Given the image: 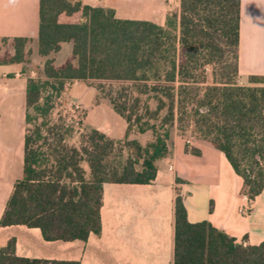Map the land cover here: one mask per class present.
Here are the masks:
<instances>
[{
	"label": "trees",
	"instance_id": "trees-1",
	"mask_svg": "<svg viewBox=\"0 0 264 264\" xmlns=\"http://www.w3.org/2000/svg\"><path fill=\"white\" fill-rule=\"evenodd\" d=\"M238 22L239 0H179L163 25L121 19L112 8L80 0H39L34 44L45 58L39 71L44 80H26L24 122L33 125L23 135L22 175L13 183L0 227L37 228L44 241L98 235L102 184L152 182L174 125L179 132L192 129L222 152L252 201L264 186V76L238 83ZM2 42L11 50L0 62L11 64L23 63L32 43ZM63 44L70 45V56L55 65L50 56ZM70 81L117 85L105 97L126 123L124 159H110L114 141L96 129L87 130L79 148L68 147L58 132L62 126L46 120L51 106L47 98L40 102L42 92L50 87L59 93ZM148 100L155 102L153 110ZM132 130L150 131L153 139L141 145L128 138ZM173 217V264H264V242L242 247L207 221L190 223L179 193ZM0 264L78 262L18 257L10 238L0 247Z\"/></svg>",
	"mask_w": 264,
	"mask_h": 264
},
{
	"label": "crops",
	"instance_id": "crops-1",
	"mask_svg": "<svg viewBox=\"0 0 264 264\" xmlns=\"http://www.w3.org/2000/svg\"><path fill=\"white\" fill-rule=\"evenodd\" d=\"M80 1L89 6L112 8L121 19L160 22L152 16L119 17L107 0ZM142 2L148 5L149 12L156 10L151 0ZM177 5L179 7V0ZM38 8L39 0H0V44L2 39L12 38L34 43L38 34ZM18 72L15 64L0 62V109L9 90L16 89L24 98L26 80L20 78ZM237 74L241 85L246 84L249 76H264V0H239ZM82 105L89 127L111 140L123 139L125 121L114 131L106 123L91 120V113L101 105L107 108L108 103L82 102ZM24 113L25 105L23 122ZM168 143V152L156 161V175L149 184H102L98 235L89 234L86 241H44L37 228L12 225L0 227V247L14 238L15 255L28 259L78 264H173L176 193L182 197L190 223L207 221L242 247L264 242V186L261 193L249 201L241 192V178L223 153L207 141H190L170 134ZM186 145L197 149L199 154L190 153ZM21 150L23 159V137ZM4 155L0 148V215L17 180L12 179V168ZM262 168L264 174V161Z\"/></svg>",
	"mask_w": 264,
	"mask_h": 264
},
{
	"label": "rangeland",
	"instance_id": "rangeland-1",
	"mask_svg": "<svg viewBox=\"0 0 264 264\" xmlns=\"http://www.w3.org/2000/svg\"><path fill=\"white\" fill-rule=\"evenodd\" d=\"M88 1V0H85ZM156 10L152 12L148 11V5L142 0H107L109 6L113 5L119 17L125 18H147L149 16L155 17L161 25L164 24L167 16L177 12V0H151ZM151 14V15H150ZM163 21V22H161ZM28 56L23 63L15 64L19 68L20 78L27 80L40 79L44 80L39 75L42 63L45 58L39 57L35 51V44L29 43L28 45ZM11 50L10 44H0V57L5 56V52L9 53ZM70 56V45L63 44L60 50L51 55L50 58L53 60L55 65H58L65 61ZM210 69H207L209 72ZM7 82H10L8 80ZM21 82V81H19ZM14 83V81H11ZM111 86L116 89V84H110L106 82L98 81H70L66 82L63 89L59 93H55L50 87H47L41 94L40 102L47 98L51 109L46 117V120L50 124L62 126L58 131L64 136L63 144L68 147L79 148L83 143L84 136L91 127L86 123V110L82 105V102H100L104 101L108 103L106 99V93ZM5 101L4 106L0 109V141H2V150L6 155L5 159L8 161V165L12 168V179H19L21 177L22 168V137L23 131L32 128L33 123L24 124L23 122V109H24V98L23 94L18 93L16 89L9 90L3 98ZM148 106L150 110L155 108V102L148 100ZM31 116L35 114L30 111ZM91 120L95 123H106L112 129L117 130L118 127H122L124 120L117 115L112 108L107 105L98 107L90 115ZM40 118V117H39ZM38 119L37 122H39ZM154 122V121H149ZM24 129V130H23ZM170 134L180 136L186 140L197 139L192 129L185 128L182 132H179L176 125L170 129ZM129 139L135 138L141 145H145L147 142L153 139V135L150 131H146L142 134L130 131ZM114 141V151L110 156L111 160L124 159L128 152L122 145L120 140ZM192 148L191 146H189ZM42 151H45L42 149ZM85 172H87V166L82 163Z\"/></svg>",
	"mask_w": 264,
	"mask_h": 264
}]
</instances>
